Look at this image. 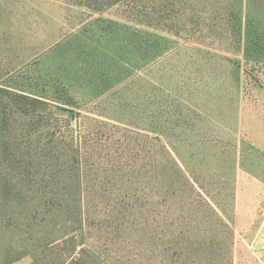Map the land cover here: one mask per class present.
Instances as JSON below:
<instances>
[{
	"label": "rangeland",
	"instance_id": "1",
	"mask_svg": "<svg viewBox=\"0 0 264 264\" xmlns=\"http://www.w3.org/2000/svg\"><path fill=\"white\" fill-rule=\"evenodd\" d=\"M92 3L0 0V87L46 102L6 131L21 147L0 159V264L77 246L103 264H264V62L243 49L264 0Z\"/></svg>",
	"mask_w": 264,
	"mask_h": 264
},
{
	"label": "trees",
	"instance_id": "2",
	"mask_svg": "<svg viewBox=\"0 0 264 264\" xmlns=\"http://www.w3.org/2000/svg\"><path fill=\"white\" fill-rule=\"evenodd\" d=\"M94 1L97 2L98 0H85L89 6H92V2ZM106 1L107 4L112 5L121 0ZM252 12L253 10L251 8L244 21V56L248 60L264 62V15L256 16L252 14ZM5 103L12 107L10 113H6L5 110L2 109L4 108ZM0 104H2L0 105V159H2L11 155L13 151L15 152V150L12 149L15 144L18 145L15 146L16 148L21 147V143H19L16 139L20 136V133L14 132L12 137L8 132L6 133L9 129L10 121L17 115L28 118V121L30 120L31 124L41 122L45 117L43 113L46 102L37 97L13 91L5 87H0ZM67 117H69V122L71 115H67ZM13 194L11 181L5 179L1 185V197L5 205H7L8 201L12 198V196H14ZM68 242H73V237H67L65 239L62 238L57 241L56 245L59 246L60 243ZM75 246L76 245L74 243L73 247ZM76 249L79 251L77 257L70 256L67 259L64 258L58 264H103V262L91 250L82 249L80 246H77ZM23 254L28 253H22V255L20 254L13 257L10 252H7L4 255L3 264H14V261L23 256ZM31 254L35 264H38L37 254ZM88 260H90V262Z\"/></svg>",
	"mask_w": 264,
	"mask_h": 264
},
{
	"label": "crops",
	"instance_id": "3",
	"mask_svg": "<svg viewBox=\"0 0 264 264\" xmlns=\"http://www.w3.org/2000/svg\"><path fill=\"white\" fill-rule=\"evenodd\" d=\"M263 142V141H262ZM260 147L263 148L264 147V143H260Z\"/></svg>",
	"mask_w": 264,
	"mask_h": 264
},
{
	"label": "built area",
	"instance_id": "4",
	"mask_svg": "<svg viewBox=\"0 0 264 264\" xmlns=\"http://www.w3.org/2000/svg\"><path fill=\"white\" fill-rule=\"evenodd\" d=\"M263 187H264V180H263Z\"/></svg>",
	"mask_w": 264,
	"mask_h": 264
}]
</instances>
